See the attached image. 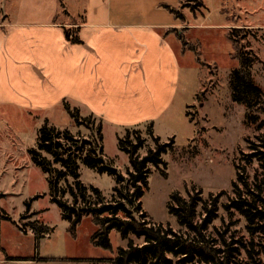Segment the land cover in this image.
Segmentation results:
<instances>
[{"label": "rangeland", "instance_id": "obj_1", "mask_svg": "<svg viewBox=\"0 0 264 264\" xmlns=\"http://www.w3.org/2000/svg\"><path fill=\"white\" fill-rule=\"evenodd\" d=\"M62 1L72 16L81 15L75 0ZM109 2L112 11L121 17H129L130 22L174 20L182 24L183 29L172 33H181L187 42L198 46L203 65L197 63L193 52L185 51L189 53L180 66L174 102L156 120L137 128L146 140L145 147L138 153L140 157L145 156L149 148H154L153 140L147 137V128L151 123L153 136L159 138L161 144L173 142L172 149L163 155L165 175L151 167L149 189L141 203L142 210L154 223L178 231L181 227L167 211L170 195L179 192L187 198L185 192L192 187L202 190L204 198L209 193L216 195L224 191L227 195L221 198L220 204L226 203L236 177L234 163L240 152H248L246 140L254 141L256 136L264 135V128L259 130L257 125L246 122L245 107L232 100L231 75L239 68V62L233 59L234 51L227 38V33L233 28L247 29L242 44L248 56L254 58L251 76L254 84L261 89L264 102V0ZM166 7L171 8L173 13ZM75 21L73 19L72 23ZM71 108L79 109L81 118L89 116L77 106ZM259 118L264 120L263 115ZM45 120L49 126L68 130L80 139L89 140L92 136L87 128L89 125L76 126L63 105L31 113L18 106H0V211L25 230H19L4 220L0 222L2 264H107L62 261L112 259L119 248L128 245L129 240H123L116 231H112L109 235L112 249L95 248L91 237L97 228L90 217L83 218L75 237L71 236L70 223L62 219L61 210L50 200L46 176L31 163L28 155V151L36 146L37 132ZM100 122L103 159L112 160V169L126 176L129 159L117 144V139L125 136L126 129L97 118L94 126ZM247 172L251 181L255 175H259V179L264 177L256 164ZM79 173L80 181L86 188H96L106 199L110 198L115 186L114 177L98 174L83 165H80ZM37 196L41 198L33 200ZM27 203L30 204L29 212ZM218 216L209 228L214 237L217 230H227L228 241L230 238L244 242L250 239L245 222L238 214L227 215L220 208ZM23 218L52 229L39 240L38 248L35 247V234L29 228L25 229L26 219ZM129 239L141 243V239L134 236ZM255 242L264 245L262 238H255ZM244 258L243 254L241 259ZM261 260L264 263V255Z\"/></svg>", "mask_w": 264, "mask_h": 264}, {"label": "trees", "instance_id": "obj_2", "mask_svg": "<svg viewBox=\"0 0 264 264\" xmlns=\"http://www.w3.org/2000/svg\"><path fill=\"white\" fill-rule=\"evenodd\" d=\"M166 8L173 13L171 8ZM62 11L63 15H68ZM246 31L245 28H233L227 33L234 51L232 57L239 62V68L231 75L232 100L245 107L246 122L257 125L260 130L264 128V120L259 118V115L264 116V102L261 99L262 91L254 84L251 76L254 58L248 56L242 44ZM176 37L183 52H193L197 63L203 65L198 46L187 42L181 33L176 34ZM64 38L71 44H79L78 28L64 29ZM63 107L76 126H90L87 128L92 134L91 139H80L68 130L49 126L45 120L37 132L36 146L28 151L30 161L46 176L50 200L61 210L62 219L70 223L69 233L73 238L82 219L90 217L97 228L91 237V244L95 248L111 250L109 235L112 231L129 241L125 248L118 249L112 259L62 261L107 264H264L261 260L264 245L255 242V238L264 240V177L259 179V175H255L251 181L247 172L248 168L256 164L260 175L264 176V135L256 136L254 141L246 140L248 152H240L234 163L236 177L226 203L220 204L221 198L227 195L224 191L216 195L209 193L204 198L202 190L192 187L185 192L187 198L179 192L170 195L167 211L181 227L175 231L170 226L156 224L149 219L141 203L149 189L151 167L165 175L166 162L163 155L172 149L173 142L161 144L159 138L153 136L151 123L147 128V137L153 140L154 148H149L146 155L140 157L138 153L145 147L146 140L137 129L138 126L127 128L125 136L117 139L118 149L129 159L126 176H122L112 169V160L103 159L101 122L94 126L96 117L93 115L81 118L78 109L71 108L65 102ZM80 165L98 174L114 177L115 186L109 199L98 189L86 188L81 183ZM39 198L37 196L33 200ZM26 205L29 212L30 204ZM220 208L227 215L236 213L243 218L245 230L250 237L248 241L235 238L228 241L227 230H217L215 237L209 233L210 226L219 217ZM2 215L5 214L0 211V221L6 220L25 231L11 218ZM24 227L34 232L36 248L39 240L52 231L37 222H28ZM131 236L141 239V243L129 239ZM243 254L245 258L241 259Z\"/></svg>", "mask_w": 264, "mask_h": 264}, {"label": "crops", "instance_id": "obj_3", "mask_svg": "<svg viewBox=\"0 0 264 264\" xmlns=\"http://www.w3.org/2000/svg\"><path fill=\"white\" fill-rule=\"evenodd\" d=\"M75 1L77 17L62 0H0V106L31 113L65 102L125 129L156 120L174 102L189 53L172 33L182 24L130 22L109 0ZM70 27L79 44L65 40Z\"/></svg>", "mask_w": 264, "mask_h": 264}, {"label": "built area", "instance_id": "obj_4", "mask_svg": "<svg viewBox=\"0 0 264 264\" xmlns=\"http://www.w3.org/2000/svg\"><path fill=\"white\" fill-rule=\"evenodd\" d=\"M71 38V37H70ZM32 233H34L33 231H31Z\"/></svg>", "mask_w": 264, "mask_h": 264}]
</instances>
